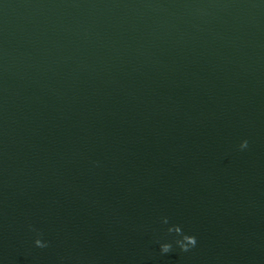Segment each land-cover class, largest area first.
I'll return each mask as SVG.
<instances>
[{
	"label": "water",
	"instance_id": "water-1",
	"mask_svg": "<svg viewBox=\"0 0 264 264\" xmlns=\"http://www.w3.org/2000/svg\"><path fill=\"white\" fill-rule=\"evenodd\" d=\"M0 264H264V0H0Z\"/></svg>",
	"mask_w": 264,
	"mask_h": 264
},
{
	"label": "clouds",
	"instance_id": "clouds-1",
	"mask_svg": "<svg viewBox=\"0 0 264 264\" xmlns=\"http://www.w3.org/2000/svg\"><path fill=\"white\" fill-rule=\"evenodd\" d=\"M247 145V141L244 142L243 146ZM172 231L173 229H169ZM174 231L177 233H180L181 229L179 227H175ZM37 245L44 246L40 240L36 241ZM177 244L184 250L187 251L189 248L195 247L197 244V238L194 235L191 234H184L182 236V239L177 241ZM172 248V243L165 242L161 245V250L163 252H168Z\"/></svg>",
	"mask_w": 264,
	"mask_h": 264
}]
</instances>
